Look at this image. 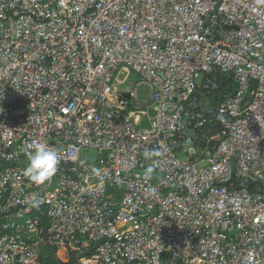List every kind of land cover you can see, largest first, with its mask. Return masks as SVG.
Returning a JSON list of instances; mask_svg holds the SVG:
<instances>
[{
    "label": "built area",
    "instance_id": "1",
    "mask_svg": "<svg viewBox=\"0 0 264 264\" xmlns=\"http://www.w3.org/2000/svg\"><path fill=\"white\" fill-rule=\"evenodd\" d=\"M37 143L60 156L45 184ZM51 253L264 264V4L0 0V264Z\"/></svg>",
    "mask_w": 264,
    "mask_h": 264
},
{
    "label": "clouds",
    "instance_id": "2",
    "mask_svg": "<svg viewBox=\"0 0 264 264\" xmlns=\"http://www.w3.org/2000/svg\"><path fill=\"white\" fill-rule=\"evenodd\" d=\"M257 2L264 4V0H257ZM159 155L160 152L156 149H145L142 153L145 160H153ZM26 158L28 163L24 170V174L36 184H45L46 182H50L57 172L60 164L58 151L43 143H37L32 151H28L26 153ZM153 171V168L149 166L145 170V179H149L150 174ZM92 172L99 175L100 169L93 168ZM148 191L155 194L156 189L150 188Z\"/></svg>",
    "mask_w": 264,
    "mask_h": 264
},
{
    "label": "rangeland",
    "instance_id": "3",
    "mask_svg": "<svg viewBox=\"0 0 264 264\" xmlns=\"http://www.w3.org/2000/svg\"><path fill=\"white\" fill-rule=\"evenodd\" d=\"M139 81H140V78H139L137 75L132 74L131 82H130V84L127 85V87H131V88H133V87H134ZM146 91H147L146 88H144V87H141V88H140V94H141L142 96H144V95L146 94ZM206 106L209 107L210 104L207 103ZM207 107H203L204 110H206ZM180 159H183V158L181 157Z\"/></svg>",
    "mask_w": 264,
    "mask_h": 264
},
{
    "label": "trees",
    "instance_id": "4",
    "mask_svg": "<svg viewBox=\"0 0 264 264\" xmlns=\"http://www.w3.org/2000/svg\"><path fill=\"white\" fill-rule=\"evenodd\" d=\"M209 79H212V80H213V77H211V78H209ZM217 80L220 81V77H217ZM226 82H227V84L231 85L230 89H231L232 91H234V90L236 89V87H235V85H236V84H235V81H233L232 79H230V80L225 79L224 83H226ZM225 85H226V84H224L223 87H224ZM46 259H47V261L49 262V264H57V263L55 262V259H53L52 253L49 254V255H47V256H46Z\"/></svg>",
    "mask_w": 264,
    "mask_h": 264
},
{
    "label": "water",
    "instance_id": "5",
    "mask_svg": "<svg viewBox=\"0 0 264 264\" xmlns=\"http://www.w3.org/2000/svg\"><path fill=\"white\" fill-rule=\"evenodd\" d=\"M89 152H90V155H91V156H93V155L96 154V151H93V150H90ZM91 156H90V157H91Z\"/></svg>",
    "mask_w": 264,
    "mask_h": 264
}]
</instances>
